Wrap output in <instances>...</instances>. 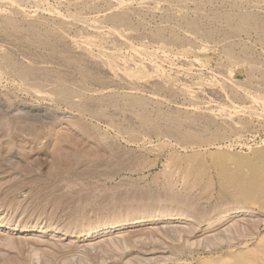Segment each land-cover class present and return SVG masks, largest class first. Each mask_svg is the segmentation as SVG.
Masks as SVG:
<instances>
[{
	"label": "rangeland",
	"instance_id": "rangeland-1",
	"mask_svg": "<svg viewBox=\"0 0 264 264\" xmlns=\"http://www.w3.org/2000/svg\"><path fill=\"white\" fill-rule=\"evenodd\" d=\"M263 22L264 0H0V264L217 263L257 240L264 212L218 198L213 162L264 149Z\"/></svg>",
	"mask_w": 264,
	"mask_h": 264
},
{
	"label": "bare ground",
	"instance_id": "bare-ground-1",
	"mask_svg": "<svg viewBox=\"0 0 264 264\" xmlns=\"http://www.w3.org/2000/svg\"><path fill=\"white\" fill-rule=\"evenodd\" d=\"M2 1V0H1ZM110 1V0H109ZM252 1V0H251ZM7 2V1H6ZM11 2V1H10ZM20 2V1H19ZM18 2V3H19ZM37 2V1H36ZM121 2V1H120ZM123 2V1H122ZM154 2V1H153ZM202 2V1H201ZM244 2V1H243ZM91 3V2H90ZM148 3V2H147ZM155 3V2H154ZM159 3V2H158ZM162 3V2H161ZM190 3V2H189ZM204 3V2H203ZM213 3V2H212ZM235 3V2H234ZM5 4V3H4ZM13 4V3H12ZM27 4V3H26ZM48 4V3H47ZM230 4H232V3H230ZM141 5V4H140ZM144 5V4H143ZM233 5V4H232ZM36 6V5H35ZM150 6V5H149ZM160 6V5H159ZM177 6V5H176ZM185 6V5H184ZM218 6V5H217ZM153 7V6H152ZM178 7V6H177ZM236 7V6H235ZM240 7V6H239ZM25 8V7H24ZM118 8V7H117ZM127 8H129V7H127ZM170 8V7H169ZM154 9V8H153ZM184 9V8H183ZM194 9V8H193ZM239 9V8H238ZM13 10V9H12ZM31 10V9H30ZM123 10V9H122ZM157 10V9H156ZM163 10V9H162ZM246 10V9H245ZM16 11V10H15ZM93 11V10H92ZM175 11V10H174ZM218 11V10H217ZM239 11V10H238ZM260 11V10H259ZM110 12V11H109ZM122 12V11H121ZM128 12V11H127ZM164 12H167V11H164ZM173 12V11H172ZM220 12V11H219ZM244 12V11H243ZM6 13V12H5ZM17 13H19V12H17ZM58 13V12H57ZM184 13V12H183ZM223 13V12H222ZM238 13V12H237ZM257 13V12H256ZM98 14V13H97ZM110 14V13H109ZM153 14V13H152ZM212 14V13H211ZM239 14V13H238ZM17 15V14H16ZM59 15V14H58ZM62 15V14H61ZM145 15V14H144ZM200 15V14H199ZM202 15V14H201ZM204 15V14H203ZM215 15V14H214ZM223 15V14H222ZM243 15V14H242ZM69 16V15H68ZM98 16V15H97ZM114 16V15H113ZM124 16V15H123ZM134 16V15H133ZM192 16V15H191ZM225 16V15H224ZM223 16V17H224ZM227 16V15H226ZM56 17H58V16H56ZM117 17V16H116ZM119 17V16H118ZM141 17V16H140ZM203 17V16H202ZM238 17V16H237ZM243 17V16H242ZM246 17V16H245ZM130 18V17H129ZM173 18V17H172ZM216 18V17H215ZM252 17L250 16V19H251ZM60 19V18H59ZM72 19H74V17L72 18ZM79 19V18H78ZM176 19H177V17H176ZM188 19V18H187ZM203 19V18H202ZM243 19V18H242ZM241 19V20H242ZM15 20V19H14ZM70 20H71V18H70ZM95 20H97V19H95ZM114 20V19H113ZM116 20H120L121 22H123L124 21V18L122 17V18H116ZM45 21V20H44ZM102 21V20H101ZM107 21V20H106ZM145 21V20H144ZM205 21V20H204ZM217 21V20H216ZM226 21V20H225ZM247 21V20H246ZM248 21H250V20H248ZM255 21V20H254ZM49 22V21H48ZM81 22V21H80ZM86 22V21H85ZM116 22V21H115ZM119 22V21H118ZM140 22V21H139ZM182 22V21H181ZM239 22V21H238ZM242 22H243V20H242ZM242 22H240V23H242ZM252 21H250V23H251ZM256 22H258V21H256ZM67 23V22H66ZM190 23V22H189ZM199 23V22H198ZM234 23V22H233ZM264 23V22H263ZM76 24V23H75ZM88 24V23H87ZM122 24V23H121ZM125 24V23H124ZM245 24V23H244ZM253 24V23H252ZM86 25V24H85ZM133 25V24H132ZM159 25V24H158ZM161 25V24H160ZM173 25V24H172ZM210 25V24H209ZM225 25V24H224ZM16 26V25H15ZM99 26V25H98ZM101 26V25H100ZM113 26V25H112ZM123 26V25H122ZM124 26H126V25H124ZM174 26V25H173ZM229 26V25H228ZM249 26V25H248ZM18 27V26H17ZM73 27V26H72ZM118 27V26H117ZM127 27V26H126ZM168 27V26H167ZM171 27V26H170ZM172 28V27H171ZM174 28V27H173ZM180 28V27H179ZM188 28V27H187ZM229 28V27H228ZM117 29V28H116ZM181 29V28H180ZM195 29V28H194ZM215 29V28H214ZM235 29V28H234ZM243 29V26L241 25L240 26V30H242ZM7 30V29H6ZM113 30V29H112ZM121 30V29H120ZM172 30V29H171ZM170 30V31H171ZM32 31V30H31ZM107 31H108V29H107ZM142 31V30H141ZM203 31V30H202ZM236 31V30H235ZM251 31V30H250ZM4 32V31H3ZM10 32V31H9ZM30 32V31H29ZM206 32V31H205ZM214 32V31H213ZM217 32V31H216ZM6 33V32H5ZM41 33V32H40ZM77 33V32H76ZM84 33V32H83ZM98 33V32H97ZM109 33V32H108ZM114 33H116V32H114ZM144 33V32H143ZM142 33V34H143ZM184 33V32H183ZM44 34V33H43ZM95 34V33H94ZM103 34V33H102ZM101 34V35H102ZM132 33H130V35H131ZM191 34V33H190ZM210 34V33H209ZM242 34V33H241ZM160 35V34H159ZM43 36V35H42ZM246 36V35H245ZM28 37V36H27ZM51 37V36H50ZM97 37V36H96ZM114 37V36H113ZM133 37V36H132ZM215 37V36H214ZM134 38V37H133ZM180 38V37H179ZM213 38V37H212ZM97 39V38H96ZM100 39V38H99ZM111 39V38H110ZM140 39V38H139ZM181 39V38H180ZM21 40V39H20ZM102 40V39H101ZM114 40V39H113ZM128 40V39H127ZM150 40V39H149ZM155 40V39H154ZM159 40V39H158ZM165 40V39H164ZM174 40V39H173ZM123 41V40H122ZM148 41V40H147ZM231 41V40H230ZM111 42V41H110ZM142 42V41H141ZM149 42V41H148ZM151 42V41H150ZM178 42V41H177ZM203 42V41H202ZM113 43V42H112ZM175 43H176V41H175ZM194 43V42H193ZM22 44V43H21ZM33 44V43H32ZM65 44V43H64ZM132 44V43H131ZM152 44V43H151ZM164 44V43H163ZM222 44V43H221ZM9 45V44H8ZM29 45V44H28ZM70 45V44H69ZM95 45V44H94ZM171 45V44H170ZM201 45V44H200ZM206 45V44H205ZM204 45V46H205ZM33 46H35V45H33ZM3 47V46H2ZM29 47V46H28ZM38 47V46H37ZM95 47V46H94ZM189 47V46H188ZM65 48V47H64ZM72 48V47H71ZM119 48H120V46H119ZM70 49V48H69ZM107 49V48H106ZM139 49H140V47H139ZM138 49V50H139ZM191 49V48H190ZM83 50V49H82ZM136 50V49H135ZM178 50V49H177ZM180 50V49H179ZM200 50V49H199ZM43 51V50H42ZM81 51V50H80ZM9 52V51H8ZM15 52V51H14ZM61 52V51H60ZM182 52V51H181ZM72 53V52H71ZM100 53V52H99ZM41 54V53H40ZM77 54V53H76ZM80 54V53H79ZM153 54V53H152ZM22 55V54H21ZM86 55V54H85ZM93 55V54H92ZM147 55V54H146ZM161 55V54H160ZM169 55V54H168ZM37 56V55H36ZM74 56V55H73ZM72 56V57H73ZM109 56V55H108ZM131 56V55H130ZM129 56V57H130ZM58 57V56H57ZM106 57V56H105ZM149 57V56H148ZM165 57V56H164ZM22 58V57H21ZM47 58V57H46ZM137 58V57H136ZM170 58V57H169ZM172 58V57H171ZM82 59V58H81ZM44 60V59H43ZM42 60V61H43ZM74 60V59H73ZM49 61V60H48ZM122 61V60H121ZM63 62V61H62ZM99 62V61H98ZM131 62V61H130ZM18 63V62H17ZM44 63V62H43ZM54 63V62H53ZM52 63V64H53ZM64 63V62H63ZM122 63V62H121ZM115 64H117V63H115ZM39 65V64H38ZM67 65V64H66ZM217 65V64H216ZM102 66V65H101ZM259 66V65H258ZM40 67V66H39ZM54 67V66H53ZM179 67V66H178ZM69 68H71V67H69ZM62 69V68H61ZM65 69V68H64ZM124 69V68H123ZM122 69V70H123ZM74 70V69H73ZM76 70V69H75ZM72 71V70H71ZM70 71V72H71ZM105 71V70H104ZM124 71V70H123ZM227 71V70H226ZM2 72V71H1ZM60 72H61V70H60ZM200 72V71H199ZM11 73V72H10ZM56 73V72H55ZM7 74V73H6ZM37 74V73H36ZM79 74V73H78ZM91 74V73H90ZM256 74H257V72H256ZM61 75V74H60ZM218 75V74H217ZM3 77V76H2ZM120 77V76H119ZM97 78V77H96ZM36 79V78H35ZM127 79V78H126ZM174 79V78H173ZM93 80V79H92ZM101 81V80H100ZM128 81V80H127ZM179 81V80H178ZM217 81V80H216ZM231 81V80H230ZM22 82V81H21ZM133 82V81H132ZM126 83V82H125ZM143 83V82H142ZM234 83V82H233ZM167 84V83H166ZM227 84V83H226ZM22 85H24V84H22ZM260 85V84H259ZM25 86V85H24ZM46 86V85H45ZM68 86V85H67ZM105 86V85H104ZM108 86V85H107ZM114 86V85H113ZM190 86V85H189ZM214 86V85H213ZM42 87V86H41ZM74 87V86H73ZM185 87V86H184ZM51 88V87H50ZM22 89V88H21ZM72 89V88H71ZM253 89V88H252ZM60 90H62V89H60ZM82 90V89H81ZM166 90V89H165ZM198 90V89H197ZM248 90H249V88H248ZM251 90V89H250ZM83 91V90H82ZM108 91V90H107ZM51 92V91H50ZM99 92V91H98ZM105 92V91H104ZM139 92V91H138ZM186 92V91H185ZM92 93V92H91ZM97 93V92H96ZM146 93V92H145ZM246 93V92H245ZM58 94H60V93H58ZM63 94V93H62ZM66 94V93H65ZM100 94H101V91H100ZM185 94H187V93H185ZM214 96V95H213ZM111 97V96H110ZM227 98H228V96H226ZM243 97H244V95H243ZM73 97H71V99H72ZM107 98V97H106ZM239 98V97H238ZM91 99V98H90ZM109 99V98H108ZM229 99V98H228ZM82 100V99H81ZM101 100V99H100ZM160 100V99H159ZM251 100V99H250ZM109 101V100H108ZM208 101V100H207ZM229 101V100H228ZM252 101V100H251ZM224 102V101H223ZM257 102V101H256ZM240 103V102H239ZM77 104V103H76ZM80 104V103H79ZM105 104V103H104ZM194 104V103H193ZM216 104V103H215ZM234 105V104H233ZM133 106V105H132ZM232 106V105H231ZM92 107V106H91ZM149 107V106H148ZM201 107V106H200ZM211 107V106H210ZM225 108V107H224ZM228 108H229V106H228ZM244 108V107H243ZM255 108V107H254ZM260 108V107H259ZM262 109V108H261ZM174 110V109H173ZM214 110V109H213ZM223 110V109H222ZM264 110V109H263ZM250 111V110H249ZM109 112V111H108ZM199 112V111H198ZM251 112V111H250ZM257 113V112H256ZM260 114V113H259ZM261 116V115H260ZM209 117V116H208ZM236 117V116H235ZM202 118V117H201ZM151 118L149 117V119L148 118H146L145 117V125L147 126V128H149V127H152V126H155V124H154V121H151L150 120ZM247 119V118H246ZM133 121V120H132ZM157 122V121H156ZM175 123V125H173V126H175V128H173V129H179V127H180V123L178 122V121H176V122H174ZM183 123V122H182ZM186 126V125H185ZM250 126V125H249ZM138 128V127H137ZM155 128H156V130L159 132V133H164V131L160 128V127H157V125L155 126ZM203 128V127H202ZM215 128V127H214ZM231 128V127H230ZM235 128H237V126L235 127ZM234 128V129H235ZM182 129V128H181ZM180 129V130H181ZM205 129V128H204ZM240 129V128H239ZM127 130V129H126ZM151 130V129H150ZM157 132V133H158ZM181 132V131H180ZM183 132V131H182ZM186 132V131H185ZM184 132V133H185ZM210 132V131H209ZM245 133V132H244ZM182 134V133H181ZM165 135V134H164ZM179 135H180V133H179ZM178 135V136H179ZM182 135H184L183 136V140H184V138H186V135L185 134H182ZM228 135V134H227ZM241 135H243V134H241ZM175 136V135H174ZM188 137V136H187ZM190 137V136H189ZM192 137V136H191ZM191 137H190V139H191ZM195 137V136H194ZM179 138H181V136L179 137ZM193 138V137H192ZM196 138V137H195ZM201 138V137H200ZM218 138V137H217ZM187 139V138H186ZM197 139V138H196ZM195 139V140H196ZM189 140V139H188ZM197 141V140H196ZM223 141V140H222ZM225 141V140H224ZM189 142V141H188ZM191 142L192 143H194L192 140H191ZM203 142V141H202ZM191 143V144H192ZM174 144V143H173ZM178 146V145H177ZM202 146V145H201ZM256 146V145H255ZM164 147V146H163ZM200 147V146H199ZM192 148V147H191ZM204 149V148H203ZM207 149V148H206ZM227 156V155H226ZM195 157V156H194ZM227 160H229V159H227ZM233 160V159H232ZM203 161V160H202ZM234 161V160H233ZM236 161V160H235ZM234 161V162H235ZM246 161V160H245ZM193 162V161H192ZM196 162L194 161V164H195ZM204 163H205V161H204ZM214 163V165H215V167H217V171H220V173H218V174H216L217 176H220L221 178H219V179H221V181L222 182H220L219 184V186H220V188L218 189L219 191H217L218 192V194H219V196H218V198L220 197V199H226V200H228V201H235V200H237V201H240V202H242V203H244V204H246V205H251V206H253L254 208H256V209H258V210H260V211H262V212H264V149L263 150H261V151H258L257 152V154L254 156V158H248L247 159V161H246V163L244 164V165H238L237 166V169H236V171L234 172L233 170H231L228 166H227V164H226V159H225V156H224V153L222 154V153H219L218 155H217V157H216V159H215V161L213 162ZM188 164H190V163H188ZM212 165V164H211ZM190 166V165H189ZM191 166H192V164H191ZM214 167V166H213ZM212 167V168H213ZM199 168H201L200 166H199ZM211 168V170H213ZM168 169V168H167ZM202 172H203V174H204V172H206V173H208L209 174V169H210V166L209 165H204L203 164V166H202ZM206 169V170H205ZM215 169V168H214ZM172 170H174V169H172ZM171 170V171H172ZM180 170H182V169H179V171ZM190 170V169H189ZM194 170H196V169H192V171H194ZM210 170V171H211ZM182 171H184V170H182ZM216 171V170H215ZM216 171V172H217ZM233 171V172H232ZM189 172V171H188ZM190 172H191V170H190ZM186 173V172H185ZM194 173V172H193ZM205 173V174H206ZM171 174V173H170ZM211 174V173H210ZM220 174V175H219ZM176 175V174H175ZM212 175V174H211ZM187 176H189V178H190V175H187ZM186 176V178L188 179V177ZM193 176V175H192ZM195 176V175H194ZM198 176V175H197ZM196 176V177H197ZM203 176V175H202ZM201 177V176H200ZM212 176H210L209 178H211ZM215 177V176H214ZM205 178H207L206 176H205ZM174 179V178H173ZM194 179H196L195 177H194ZM193 179V180H194ZM182 180V179H181ZM184 180V179H183ZM189 180V179H188ZM191 180V179H190ZM197 180V179H196ZM204 180V179H203ZM202 179H201V181H203ZM213 179H211V181H212ZM201 181H199V182H201ZM210 181V180H209ZM186 182V181H185ZM217 182H218V179H217ZM216 182V183H217ZM208 183H211V182H208ZM215 183V184H216ZM200 184V183H199ZM207 184V183H206ZM214 184V185H215ZM204 185V184H203ZM210 184H208V186H209ZM212 186H213V184H212ZM201 187V186H200ZM199 187V188H200ZM216 186H214V188H215ZM205 188V187H204ZM210 188H211V186H210ZM210 188L208 187V188H205V190L206 189H208V191L206 190V192H209V191H211L210 190ZM193 189V188H192ZM202 190H204V189H202ZM217 190V189H216ZM232 191V192H231ZM205 193V192H204ZM216 193V192H215ZM217 195V194H216ZM215 195V196H216ZM199 196H201V195H199ZM211 196V195H210ZM217 198V199H218ZM223 200V201H224ZM222 201V202H223ZM248 221V220H247ZM242 224V223H241ZM259 224V223H258ZM241 227H242V225H241ZM253 227V226H252ZM251 227V231L249 230V232L251 233V232H253V228ZM236 228H238V227H236ZM246 228V227H245ZM242 229V228H241ZM240 229V230H241ZM236 230V229H235ZM239 230V229H238ZM238 230H237V232H238ZM247 231H248V229H247ZM233 232V231H232ZM241 233L243 232V234L242 235H244V233H246V232H244V231H240ZM240 232H239V234H240ZM249 233V234H250ZM263 233V232H262ZM261 233V234H262ZM221 234V233H220ZM235 234V233H234ZM236 234H238V233H236ZM252 235V234H251ZM250 235V236H251ZM253 235H255V234H253ZM252 235V236H253ZM237 236V235H236ZM246 236H249V235H246ZM245 236V237H246ZM260 237L257 239V240H255V241H253L251 244H249V243H247L246 245H243V247H241V248H238V247H236V248H238V250H236V251H233V252H231L230 254H229V256L228 257H226L225 259H221L220 260V262H217V263H215V262H213V260L211 261V262H208V263H206V264H264V233L262 234V235H259ZM238 237V236H237ZM242 237V236H241ZM257 237V236H256ZM226 238V237H225ZM240 238V237H239ZM246 238H249V237H246ZM245 238V239H246ZM227 239V238H226ZM229 239V238H228ZM233 239V238H232ZM237 238L235 237V240H236ZM241 239V238H240ZM230 240V239H229ZM251 240H253L252 239V237H251ZM218 241V240H217ZM231 241V240H230ZM233 242H234V239L232 240ZM232 241H231V243H232ZM239 241V240H238ZM246 241V240H245ZM228 243V242H227ZM227 243H225L227 246H228V244ZM230 243V242H229ZM231 243H230V245H231ZM239 243H241V241H239ZM239 243H238V245H239ZM243 243V242H242ZM241 243V244H242ZM215 245V244H214ZM204 246V245H203ZM223 246V245H222ZM225 246V245H224ZM224 246H223V248H224ZM233 246H234V244H233ZM220 247H221V243H220ZM219 247V248H220ZM230 247V246H229ZM226 248V247H225ZM228 248V247H227ZM228 249H230V248H228ZM226 250V249H225ZM226 252V251H225ZM212 258V257H211ZM183 264V263H182ZM188 264V263H187ZM196 264V263H195Z\"/></svg>",
	"mask_w": 264,
	"mask_h": 264
}]
</instances>
